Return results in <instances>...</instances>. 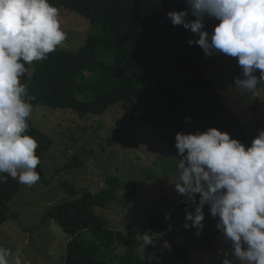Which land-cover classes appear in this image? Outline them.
<instances>
[{
  "label": "trees",
  "instance_id": "obj_1",
  "mask_svg": "<svg viewBox=\"0 0 264 264\" xmlns=\"http://www.w3.org/2000/svg\"><path fill=\"white\" fill-rule=\"evenodd\" d=\"M50 3L60 7L59 0ZM188 7L186 0H94L88 20L100 32L90 34L75 54L57 49L46 60L34 62L32 74L22 79L30 102L33 106L71 110L81 118L102 116L120 104L133 120L141 115L135 97L161 101L172 109L189 104V133L215 127L250 146L264 129L261 118L258 117L255 131L249 135L203 74L201 63L205 53L200 46L188 43L198 37L183 26H173L167 16L168 12ZM77 11L83 14L82 8L77 7ZM218 23L206 18L205 30L211 34ZM171 67L185 73L178 86L166 79L165 70ZM83 97L92 100H80ZM28 123L27 134L37 140L36 154L42 162L52 140L33 125L30 117ZM119 134L121 138L125 132ZM40 167L41 163L37 166L41 172ZM121 182L117 176H108L106 187L98 193L88 189L78 192L66 185L73 199L48 211L69 237L62 264H186L201 251L204 240L215 239L220 232L216 227L218 218H213L205 205L204 227L198 234L185 217L186 209L193 212L195 209L180 194L181 200L168 214L156 211L145 220L144 233L163 234L157 238L160 243L146 248L147 256L132 251L128 243V250L118 253L125 239L123 232L108 226L104 219L93 222L91 217L97 208L108 209L117 201ZM21 190L22 185L10 177L6 183H0V227L7 222L10 204ZM135 195L136 183L127 185L126 198L131 200ZM186 223L189 227H185ZM85 235L90 239L85 240Z\"/></svg>",
  "mask_w": 264,
  "mask_h": 264
},
{
  "label": "rangeland",
  "instance_id": "obj_2",
  "mask_svg": "<svg viewBox=\"0 0 264 264\" xmlns=\"http://www.w3.org/2000/svg\"><path fill=\"white\" fill-rule=\"evenodd\" d=\"M59 2L60 23L67 39L57 49L75 54L90 34L100 32L88 20L94 0ZM77 7L82 8L83 14ZM201 68L249 135L254 133L258 117L264 128V89L255 97L236 90L235 80L243 78L237 58L204 55ZM33 71L34 63L29 75ZM165 71L166 79L174 86L185 76L173 67ZM135 100L141 111L136 120L126 115L120 104L102 116L84 118L71 110L33 106L30 115L33 125L52 140V147L43 155L41 172L36 169L40 181L33 186L21 184V192L10 204L9 218L0 227V246L19 254L22 264L64 262L69 237L48 211L73 199L66 185L78 192L88 189L98 193L106 187L108 176H117L122 181L118 199L108 209L97 208L91 221L104 219L108 226L123 232L125 239L118 253H125L128 243L132 251L148 255L137 239L144 234L145 220L156 211L168 214L181 200L175 189L180 159L175 137L181 132L189 134L190 105L172 109L161 101L149 102L139 97ZM119 131L125 132L121 138ZM78 161L81 162L78 166H70ZM131 183H136V195L128 200L126 186ZM84 239L90 237L85 235ZM201 247L186 264H221L223 253L231 249L220 232L215 239L204 240Z\"/></svg>",
  "mask_w": 264,
  "mask_h": 264
},
{
  "label": "clouds",
  "instance_id": "obj_3",
  "mask_svg": "<svg viewBox=\"0 0 264 264\" xmlns=\"http://www.w3.org/2000/svg\"><path fill=\"white\" fill-rule=\"evenodd\" d=\"M186 3L187 10L167 13L173 26L195 34L198 39L188 43L200 46L206 56L237 58L243 78L235 80L236 90L255 97L264 89V0ZM206 18L219 21L211 34L205 30ZM66 39L60 10L50 0H0V183L10 177L33 186L41 179L36 171L39 145L27 134L33 105L22 79L34 62L46 60ZM175 140L180 157L175 189L195 209L185 210L186 221L199 234L204 207L209 206L211 216L218 218L217 229L231 245L221 264H264V129L250 146L215 127L177 133ZM162 235H139L140 248L155 246ZM0 264L22 260L0 246Z\"/></svg>",
  "mask_w": 264,
  "mask_h": 264
},
{
  "label": "built area",
  "instance_id": "obj_4",
  "mask_svg": "<svg viewBox=\"0 0 264 264\" xmlns=\"http://www.w3.org/2000/svg\"><path fill=\"white\" fill-rule=\"evenodd\" d=\"M159 238V237H158ZM169 245V244H168Z\"/></svg>",
  "mask_w": 264,
  "mask_h": 264
},
{
  "label": "crops",
  "instance_id": "obj_5",
  "mask_svg": "<svg viewBox=\"0 0 264 264\" xmlns=\"http://www.w3.org/2000/svg\"><path fill=\"white\" fill-rule=\"evenodd\" d=\"M28 264H29V262H28Z\"/></svg>",
  "mask_w": 264,
  "mask_h": 264
}]
</instances>
